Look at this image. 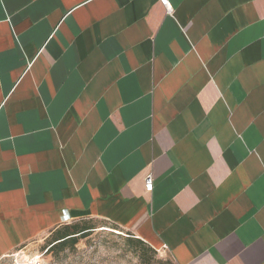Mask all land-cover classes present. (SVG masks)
Returning <instances> with one entry per match:
<instances>
[{
	"label": "crops",
	"instance_id": "crops-1",
	"mask_svg": "<svg viewBox=\"0 0 264 264\" xmlns=\"http://www.w3.org/2000/svg\"><path fill=\"white\" fill-rule=\"evenodd\" d=\"M168 1L0 0V264L81 219L264 264V0Z\"/></svg>",
	"mask_w": 264,
	"mask_h": 264
},
{
	"label": "rangeland",
	"instance_id": "rangeland-1",
	"mask_svg": "<svg viewBox=\"0 0 264 264\" xmlns=\"http://www.w3.org/2000/svg\"><path fill=\"white\" fill-rule=\"evenodd\" d=\"M77 223L95 227L85 237H79L76 244L52 247L53 231L30 242L25 251L42 253L43 264H176L165 247L152 250L141 245L130 230L100 219Z\"/></svg>",
	"mask_w": 264,
	"mask_h": 264
},
{
	"label": "trees",
	"instance_id": "trees-1",
	"mask_svg": "<svg viewBox=\"0 0 264 264\" xmlns=\"http://www.w3.org/2000/svg\"><path fill=\"white\" fill-rule=\"evenodd\" d=\"M82 220V219H81ZM87 220V219H85ZM80 220L73 221L72 222H66L62 224L58 229H56L53 232V238H54V244L52 247L58 246L60 248L66 246L68 243L76 244L79 237H85L90 232L91 229H93L95 226L92 225H81L77 222ZM138 243L141 245H144L152 250H155V248L152 245H149V243L145 242L141 238H135Z\"/></svg>",
	"mask_w": 264,
	"mask_h": 264
},
{
	"label": "built area",
	"instance_id": "built-area-1",
	"mask_svg": "<svg viewBox=\"0 0 264 264\" xmlns=\"http://www.w3.org/2000/svg\"><path fill=\"white\" fill-rule=\"evenodd\" d=\"M162 4L166 7L169 12H172V8L168 0H160ZM154 186L153 174L149 173L145 177V188L151 191ZM166 246V245H164ZM11 259L12 264H43V254L42 253H27L24 248H20L13 253L6 256Z\"/></svg>",
	"mask_w": 264,
	"mask_h": 264
}]
</instances>
